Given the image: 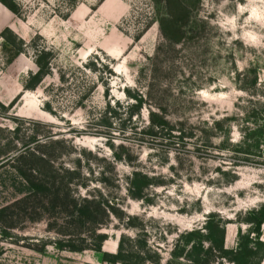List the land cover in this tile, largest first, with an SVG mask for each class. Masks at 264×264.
I'll return each mask as SVG.
<instances>
[{"label":"rangeland","instance_id":"1","mask_svg":"<svg viewBox=\"0 0 264 264\" xmlns=\"http://www.w3.org/2000/svg\"><path fill=\"white\" fill-rule=\"evenodd\" d=\"M3 30L0 208L39 139L94 225L0 214V264H264V0H0Z\"/></svg>","mask_w":264,"mask_h":264},{"label":"trees","instance_id":"2","mask_svg":"<svg viewBox=\"0 0 264 264\" xmlns=\"http://www.w3.org/2000/svg\"><path fill=\"white\" fill-rule=\"evenodd\" d=\"M7 8L10 12L15 13L13 6L8 5ZM5 30L0 34L3 35ZM37 67V72L30 77L26 85L28 89L34 90L45 74L46 66L43 67L37 64ZM219 124V122H216V125ZM161 125L165 126L167 122L163 121ZM13 132L17 133L18 128L13 129ZM31 141L33 144L22 146L23 150H14L17 155L10 159L13 160L12 164L16 162L15 172L22 185L14 201L0 208V214L25 213L27 210L32 212L37 206L44 204L46 208L51 210L58 209L68 215V221L65 222V228L67 229L77 228L86 223L94 225L90 207L92 202L72 193L69 188L70 185L58 179L60 168L52 166L53 163L50 164L47 156H45L44 152H41L47 146V143L39 142V139H32ZM13 147L15 146L13 145ZM66 172L70 173L68 170ZM148 184L149 179L145 176L131 178L128 182V191L132 192V194L142 193ZM91 234L98 242L96 247V250H98L104 240V236L95 234V231ZM71 242V240H66L65 243H59L58 247L60 249L66 248L68 251H78L70 246ZM222 254L227 255L228 253L222 251ZM230 259L235 262L239 258L234 255Z\"/></svg>","mask_w":264,"mask_h":264}]
</instances>
